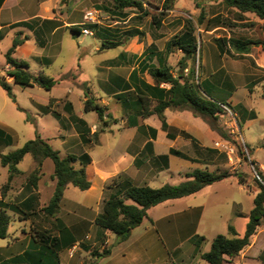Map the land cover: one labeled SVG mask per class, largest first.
Instances as JSON below:
<instances>
[{
	"label": "crops",
	"instance_id": "0c3cea01",
	"mask_svg": "<svg viewBox=\"0 0 264 264\" xmlns=\"http://www.w3.org/2000/svg\"><path fill=\"white\" fill-rule=\"evenodd\" d=\"M73 2L74 7H71ZM82 3V0H68L67 5L61 6V0H0V78L4 77L10 88L11 85L15 86L14 88L17 87L26 95V100L20 102L12 94V107L4 99H0V156L39 137L61 157L74 156L77 159V167L80 166V160H86L84 172L89 182V188L85 191L68 185L59 203L56 217L46 218L40 210L48 204L55 189L53 162L48 158L43 159L36 184L31 186L27 178L36 164L31 156L26 155L18 166L26 160L27 169L21 171L17 166L20 174L13 179L4 198L1 188L7 182L8 172L0 163V202L18 206L28 215L7 211L10 221L17 218L18 221L24 219L29 223L27 231L21 230L17 235L11 236L8 229L7 238L0 239L5 241L0 243V264L35 248L31 235L42 230L56 232L52 237H58L60 241L63 236L65 240H75L73 247L84 239L95 241L98 231L93 224L94 220L101 213L103 201L113 194V190L106 189L105 186L117 176H121L133 186L151 187V181L159 176L187 178V175L195 170H202V167H213L217 170L225 166L221 161L222 152L211 146L212 143H221L220 138L205 122L199 125L187 119L183 114L185 111L166 108L162 116L167 127L163 129L160 118L155 114H148L156 105L154 97L157 95L144 87L154 85L147 68L149 65L169 66L168 59L171 55L156 57V53H162L169 39L160 49V35L153 34V37L141 38L140 33L130 32L125 38L127 41L118 43L117 48L119 47L120 51L117 56L93 58L91 51L84 52L87 53L85 61L82 62L78 57L67 66L60 63L56 68V76L50 74L61 54L63 39L96 38L100 46L95 45L92 51L98 55L104 50L101 48L103 40H107L111 33L116 34L111 27L101 30L97 25H88L91 35H81L83 14L87 10ZM160 27L159 23V26L154 28L158 30ZM18 34L23 42L15 49L13 58L24 62L29 74H44L55 80L56 83L50 90L38 86L23 88L5 76L9 66L5 63L4 55ZM80 43L81 41L78 45ZM82 63H89L90 71L83 68ZM258 63L264 68V57H261ZM85 70L89 74L82 81L80 76H84ZM205 80L216 86L209 77L199 78V81ZM83 87L87 88L95 102L105 109L102 120H99L94 112H84L83 103L86 98L81 89ZM160 88L168 89L169 86L161 84ZM5 110L10 117L5 116ZM191 116L193 120L199 119L192 114ZM73 118L83 121L85 126L73 122ZM181 132L196 141V148ZM173 150L186 158L172 154ZM234 181L237 184L236 180ZM237 185L242 191H247L253 200V187L248 189ZM166 203L168 201L161 203V206H166ZM231 204V216L220 224L221 230L226 232L228 226L234 227L233 220L248 218L252 209L244 213L237 204ZM159 206L160 204L147 211L150 212ZM202 209L200 206L188 207L187 214L182 218L177 217L179 213H166L153 219L148 213L141 224L131 230L127 239L122 242L116 243L114 235L105 233V245L109 247L110 254L97 260L95 264H105L107 260L109 264L117 256L113 253L114 249L110 248L112 237L116 244L115 249L121 254L117 264H154L151 259L162 254L160 242L163 241V236L169 238L168 240L177 239L179 229L191 225L196 230L201 221ZM44 223L54 225L47 229ZM158 224L163 225L164 232L160 233ZM194 234L195 232L189 234V237L192 238ZM217 235L219 234L209 239L202 236L203 245L206 244L207 248L205 251L200 250L201 253L209 250L211 240ZM197 257L201 260L199 255ZM243 263L264 264V226L257 229L247 248L230 263L224 264ZM59 264H62L61 261Z\"/></svg>",
	"mask_w": 264,
	"mask_h": 264
},
{
	"label": "rangeland",
	"instance_id": "374dc122",
	"mask_svg": "<svg viewBox=\"0 0 264 264\" xmlns=\"http://www.w3.org/2000/svg\"><path fill=\"white\" fill-rule=\"evenodd\" d=\"M141 1L142 8L149 13L147 17H141L138 11L132 9H125L122 11V15H117L114 13L113 4L110 0H82V5L87 9L86 11L94 10L97 12L98 23L95 25L101 28V30L104 27H111L116 32V34L111 33V36L107 40L111 42L119 41L116 42L119 44H123L124 41L128 40H125L128 33L136 31L140 33L141 38L146 36L153 37V34L160 35L158 47L162 49L165 41L171 39L181 30L185 20H192L196 28L195 35L198 53L195 56L194 65L190 60L184 61L186 68L183 74H187L189 67L194 66L196 70L199 66V78L209 77L216 84L218 91L211 93V96L220 101H225L231 107L240 104L248 111H253L256 114L255 120L239 123L238 118L232 111L222 106L223 112L217 114V127L221 129L226 139L221 138L212 130L217 137L219 136L221 143H212L211 146L222 152L221 161L225 166L217 170L213 167H202V170L213 173L229 171L240 174L246 181V184L243 186L248 189L253 187L256 193L258 184L264 186L257 179L258 177L261 180L264 177V150L261 148L264 144V99L261 97L264 88V68L259 66L258 63V61H261V57H264V52L261 49V45H257L252 46L250 53L244 56L233 58L226 55L219 56L214 40L234 38L259 43L264 42V21L259 20L250 13L240 14L236 10L226 8L220 2L214 0H173L170 1L172 8L169 11H164L163 9L164 0ZM67 3L68 0H61V6L67 5ZM71 7H74V2ZM199 16L203 20L202 24L197 26ZM152 17H155L160 22L161 27L158 30L151 24ZM68 34L69 31L67 32ZM95 39L92 37L63 39L61 54L56 59L50 74L56 76V68L59 67L60 63L67 66L73 60H77L78 57L82 62L85 61L87 53L84 52L91 51L90 55L93 58H113L117 56V53L120 51L119 47L104 49L101 54H95L92 49L95 45L100 46V43ZM79 41L81 43L78 45ZM181 58L182 54L177 51L168 59V67L174 76L180 74L177 63ZM88 64L82 63L81 66L90 71V65ZM88 71L86 72L85 70L84 76H80V80L83 81L84 77L88 76ZM250 83H254L255 86L249 93L248 88ZM14 87L11 85L12 94L20 102L25 101L26 95L21 93L17 87ZM81 89L85 92L84 87ZM0 99H4L10 107L14 105V102L7 97L1 87ZM74 104H76L75 101ZM183 114L187 119L199 125L204 124V122L208 125L201 118L193 120L192 113L189 111H185ZM5 116L10 117L11 115L5 110ZM219 159L220 157L217 160ZM18 168L21 171L26 170V160ZM185 179L184 176H159L151 181L150 186L155 189L166 184L175 186ZM234 180V177L227 178L220 183L203 188L194 195L168 201V203L164 204L166 206H161L162 204H160L159 207L153 208L150 212L147 211V214L149 213V216L153 219L166 213H179L177 217L182 218L183 215L187 214L186 210L188 207H203L201 221L196 230L193 229V225L181 229L180 223L177 239L168 240L169 238L163 236V241L160 242L163 248L162 254L160 253V255L151 259L154 264H207L205 261L199 260L197 253H194L192 238L196 235L198 237L205 236V238L209 239L215 234L231 238L228 232L221 230L220 225L223 220L229 218V215L231 216V203L237 204L244 213L253 207L252 197L249 196L247 191H242L238 188L239 186ZM247 223L248 218L233 220V228L238 236L244 234ZM53 225L44 223V227L47 229H51ZM57 225L59 226L58 223ZM261 226H264V220H262L258 229ZM157 227L160 233L164 232L162 224H158ZM8 229L11 236H15L21 230L27 231L29 223L24 219L20 221L17 218L11 219ZM42 231H47L50 236L56 235V232L52 230H49L51 233L48 230ZM193 232L195 234L190 238L189 234H193ZM196 242L199 241L196 240ZM0 243H5V241L0 240ZM203 243L204 241L200 245V250L205 251L207 245H203ZM82 245L87 246L88 251L83 250ZM110 245V248L114 249L113 253L117 254V256L109 264H117L121 259V254L115 249L114 237L111 238ZM106 248L109 247L107 245L102 246L93 239H84L83 242L79 243V246H76L75 250L71 251L70 248L60 252L59 262L61 261L62 264H89L94 262L91 252L100 253ZM83 252H88V254ZM108 261L105 264H108Z\"/></svg>",
	"mask_w": 264,
	"mask_h": 264
},
{
	"label": "trees",
	"instance_id": "16d2710c",
	"mask_svg": "<svg viewBox=\"0 0 264 264\" xmlns=\"http://www.w3.org/2000/svg\"><path fill=\"white\" fill-rule=\"evenodd\" d=\"M113 4L114 13L122 15L125 9L136 10L141 17L149 16V13L142 8L141 0H110ZM170 1L164 0V11L171 10ZM220 2L224 7L234 9L240 14L250 13L259 20L264 21V0H214ZM203 18L198 17L197 26L202 24ZM159 23L155 17H152L151 24L156 28ZM196 28L192 20L184 21L181 30L169 39L164 46L162 53H156V57L163 55L168 57L175 52H180L182 58L178 61L180 74L174 76L170 68L166 65L154 67L149 65L147 72L153 80V86L144 85L145 89L156 94L154 97L156 105L148 112L149 115H157L162 123V128L166 129L162 112L166 108L177 111H189L194 117L201 118L206 121L213 131L221 138L226 139L221 129L217 127V114L222 113V106L230 109L238 118L239 123L251 121L256 118L253 111H248L240 104L231 107L225 101L219 100L211 96V93L218 91L215 85L209 81H199V66L195 70L194 66L189 67L187 74L183 71L186 68L185 60H190L194 65L195 56L198 53L196 41ZM23 42L19 34L12 40L10 48L4 55L5 63L9 69L5 71V76L12 79V82L23 88L38 86L44 90H50L56 83L55 80L40 74L33 76L26 71L27 65L22 61H17L13 58L15 49ZM218 55H226L228 57H240L250 53L252 46L261 45L264 52V42H252L249 40L240 39H215L214 40ZM118 46V43L109 40H103L102 49H110ZM154 49V47H149ZM264 72V70H263ZM264 81V79H263ZM161 84H167L168 89L160 88ZM0 86L5 91L10 99H13L10 86L6 83L5 78H0ZM254 83L249 84L248 92L250 93ZM83 103L84 112H94L99 120H102L105 109L98 105L94 98L90 96L89 91L85 88ZM214 90V91H213ZM264 99V88L261 94ZM145 115V114H144ZM209 121V122H208ZM73 122L85 126L84 122L73 118ZM153 133L154 131L151 130ZM184 138L190 139L192 145L196 148V141L189 135L182 133ZM264 150V144L261 146ZM177 157L186 158L185 155L171 151ZM215 153V151H210ZM29 155L36 164L35 169L27 178L31 186H35L39 176L40 166L43 159L48 158L53 162L55 180V189L48 204L40 210L46 218H55L59 210V203L62 199L64 190L68 185H72L80 191H85L89 188V182L86 180L84 165L86 160H80V166H76L77 159L74 156L61 157L59 153L51 148L45 141L36 137L33 140L27 141L20 148L0 156V163L8 172L7 182L1 188V195L4 198L5 194L10 189V184L13 179L20 174L17 166L23 158ZM234 177L237 184L245 185L246 181L242 175L222 171L220 173L208 172L207 170H195L187 175L186 180L178 185H163L160 188H151L148 186H133L129 181L121 176L113 178L107 185L106 189L113 190V194L102 203L101 213L95 218L94 226L97 229L95 241L102 246L105 245V233L114 235L115 242H122L127 239L131 230L138 227L142 220L146 217L147 210L161 203L181 199L193 195L203 188L210 186L216 182H220L227 178ZM262 180V181H261ZM260 182L264 184V177ZM129 201V202H128ZM253 207L248 215V223L245 232L242 236H238L235 230L228 226L230 237L224 235L215 236L211 242L209 250L206 253L200 252V245L204 241L203 237L195 236L192 242L195 248V253L200 259L207 264H224L230 263L241 251L250 245L251 238L255 235L258 227L264 220V186L258 184L257 192L252 200ZM7 211L16 214H24L18 206L0 202V239H6L8 234V226L10 216ZM34 214V213H33ZM62 232V231H61ZM35 234V235H34ZM31 235L32 244L36 247L25 251L22 255L16 256L10 260H5L1 264H59V253L72 248L75 240H65V236L60 241L58 237H52L47 231L35 232ZM199 241V242H196ZM83 246V250L88 251V247ZM95 264L97 260L107 257L110 254V249H103L100 253H92Z\"/></svg>",
	"mask_w": 264,
	"mask_h": 264
},
{
	"label": "built area",
	"instance_id": "2783aa9c",
	"mask_svg": "<svg viewBox=\"0 0 264 264\" xmlns=\"http://www.w3.org/2000/svg\"><path fill=\"white\" fill-rule=\"evenodd\" d=\"M97 19H98V15H97V12L96 11H94V10L86 11L84 13V15H83L84 25H83V29L81 30V35H83V36H90L91 35V32L87 28V26L88 25H95V24H97L98 23ZM257 179L260 181V179L258 177H257ZM77 246H79V244ZM75 249H76V247H72L71 248V251L72 250H75Z\"/></svg>",
	"mask_w": 264,
	"mask_h": 264
}]
</instances>
